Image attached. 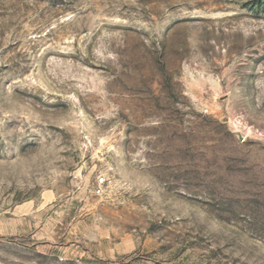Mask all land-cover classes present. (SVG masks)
<instances>
[{
    "label": "rangeland",
    "instance_id": "rangeland-1",
    "mask_svg": "<svg viewBox=\"0 0 264 264\" xmlns=\"http://www.w3.org/2000/svg\"><path fill=\"white\" fill-rule=\"evenodd\" d=\"M0 264H264V0H0Z\"/></svg>",
    "mask_w": 264,
    "mask_h": 264
},
{
    "label": "built area",
    "instance_id": "built-area-1",
    "mask_svg": "<svg viewBox=\"0 0 264 264\" xmlns=\"http://www.w3.org/2000/svg\"><path fill=\"white\" fill-rule=\"evenodd\" d=\"M100 182H102V181L100 180Z\"/></svg>",
    "mask_w": 264,
    "mask_h": 264
}]
</instances>
